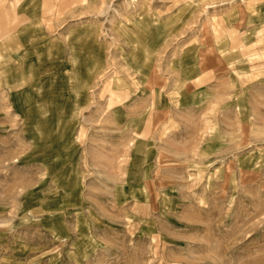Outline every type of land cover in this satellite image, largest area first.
<instances>
[{
    "label": "rangeland",
    "instance_id": "obj_1",
    "mask_svg": "<svg viewBox=\"0 0 264 264\" xmlns=\"http://www.w3.org/2000/svg\"><path fill=\"white\" fill-rule=\"evenodd\" d=\"M0 264H264V0H0Z\"/></svg>",
    "mask_w": 264,
    "mask_h": 264
}]
</instances>
